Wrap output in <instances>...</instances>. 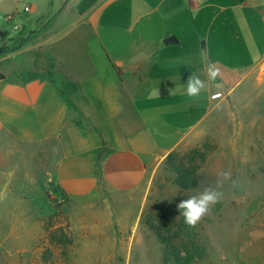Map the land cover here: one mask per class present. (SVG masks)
Instances as JSON below:
<instances>
[{
  "label": "crops",
  "instance_id": "1",
  "mask_svg": "<svg viewBox=\"0 0 264 264\" xmlns=\"http://www.w3.org/2000/svg\"><path fill=\"white\" fill-rule=\"evenodd\" d=\"M81 4L0 0V264H56L42 257L43 231L28 226L23 199L46 196L15 182L29 166L15 143L59 140L50 182L65 199L138 196L213 94L264 60V0ZM192 74L206 84L198 97L186 94Z\"/></svg>",
  "mask_w": 264,
  "mask_h": 264
},
{
  "label": "rangeland",
  "instance_id": "2",
  "mask_svg": "<svg viewBox=\"0 0 264 264\" xmlns=\"http://www.w3.org/2000/svg\"><path fill=\"white\" fill-rule=\"evenodd\" d=\"M91 1L82 0L80 7ZM235 78L238 84L225 86L219 99L213 94L207 116L188 137L150 167L138 196L65 199L50 182L59 140L15 143L29 161V168L24 167L28 172L15 168V182L28 179L22 193L33 197L44 191L46 196L23 199L28 226L43 231L37 244L45 248V262L163 264L164 246L149 224L166 226L172 219L167 214L174 210L179 214L173 219L179 222L184 218L179 202L207 187L217 188L218 173L230 171L231 179L218 188L221 201L189 226L204 251L191 264H264V60ZM179 163L192 169L189 181H196L195 186L183 189L176 183L173 167Z\"/></svg>",
  "mask_w": 264,
  "mask_h": 264
},
{
  "label": "trees",
  "instance_id": "3",
  "mask_svg": "<svg viewBox=\"0 0 264 264\" xmlns=\"http://www.w3.org/2000/svg\"><path fill=\"white\" fill-rule=\"evenodd\" d=\"M4 48H0V52H4ZM176 176V183L183 189H188L195 186L196 181L191 183L189 176L192 174V169L189 170L181 163L175 168L173 167ZM178 210L169 212L168 217L172 219L168 221L166 226L156 227L149 224L150 229L154 232L155 237L164 246L163 264H191L196 258L203 256V248L197 241L196 235L185 223L184 218L179 222L174 221V215H178ZM163 231L164 233H162ZM180 241V245L176 246L173 241Z\"/></svg>",
  "mask_w": 264,
  "mask_h": 264
},
{
  "label": "clouds",
  "instance_id": "4",
  "mask_svg": "<svg viewBox=\"0 0 264 264\" xmlns=\"http://www.w3.org/2000/svg\"><path fill=\"white\" fill-rule=\"evenodd\" d=\"M202 59L207 61L206 54L202 53ZM206 74L210 81L215 82L220 76V69L214 64L208 62ZM219 87V85H216ZM206 87L205 81L199 76L192 74L186 83V94L189 97H198L202 90ZM220 92H217L213 99H219ZM231 179L230 171H221L218 173L217 188L207 187L196 195H188L187 199L181 200L177 205L180 214L183 215L185 223L194 227L204 216H206L211 208L219 203L223 197V192L218 190L223 182Z\"/></svg>",
  "mask_w": 264,
  "mask_h": 264
},
{
  "label": "water",
  "instance_id": "5",
  "mask_svg": "<svg viewBox=\"0 0 264 264\" xmlns=\"http://www.w3.org/2000/svg\"><path fill=\"white\" fill-rule=\"evenodd\" d=\"M170 40H171V38L166 39V40H165V43H166V42H169Z\"/></svg>",
  "mask_w": 264,
  "mask_h": 264
},
{
  "label": "built area",
  "instance_id": "6",
  "mask_svg": "<svg viewBox=\"0 0 264 264\" xmlns=\"http://www.w3.org/2000/svg\"><path fill=\"white\" fill-rule=\"evenodd\" d=\"M28 8L27 7H24V10H27Z\"/></svg>",
  "mask_w": 264,
  "mask_h": 264
}]
</instances>
